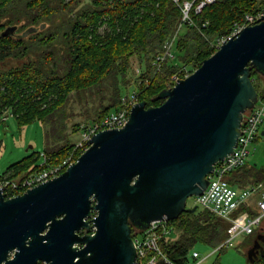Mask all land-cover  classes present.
Masks as SVG:
<instances>
[{"label": "water", "instance_id": "obj_1", "mask_svg": "<svg viewBox=\"0 0 264 264\" xmlns=\"http://www.w3.org/2000/svg\"><path fill=\"white\" fill-rule=\"evenodd\" d=\"M252 70L264 78V14L160 91L159 106L137 102L123 127L94 134L60 175L8 200L0 194V264H134L131 226L198 210L187 200L233 152L244 114L259 100ZM259 251L257 237L247 260Z\"/></svg>", "mask_w": 264, "mask_h": 264}, {"label": "trees", "instance_id": "obj_2", "mask_svg": "<svg viewBox=\"0 0 264 264\" xmlns=\"http://www.w3.org/2000/svg\"><path fill=\"white\" fill-rule=\"evenodd\" d=\"M56 1V7L52 8L48 0H0V112L10 111L19 126L35 120L43 121L67 101L70 93L98 86L109 77H120V82L126 84L124 77L129 70V59L136 55L145 64L144 73L139 77L141 84L137 85L138 101L145 102L146 107H157L162 103L157 95L166 89L174 74L181 73L182 65L199 68L215 52L217 39L229 36L235 24L245 23L247 15L256 16L264 10V0H215L195 14L199 0H180L193 2L190 11L193 25L183 24L179 28L182 13L172 0H90L82 10L62 23V32L55 30L41 36L39 34L46 29L44 22L57 12L72 13L81 3V0ZM22 16L37 29L29 36L32 42H27L22 36H2L6 27L15 26ZM104 24L108 30L100 34L98 28ZM174 37V59H166L158 73L153 74L155 67L152 61L165 51ZM34 48L39 50L36 61L31 57ZM7 59L24 62L19 67L2 70ZM251 79L258 99L264 102L262 78L252 70ZM117 83L115 80L111 103L97 113L95 122L121 107ZM75 145L69 142L43 154L49 163H57ZM77 158L78 155L75 160ZM38 160L39 154L33 153L9 168L24 174L36 171L40 168ZM227 181L238 188L258 184L264 182V169L246 162L231 172ZM245 210L256 215L249 206L242 207L239 212ZM171 223L179 233L178 237L161 241L160 248L175 264L194 262L191 253L196 245L216 249L228 238L230 226L208 211L199 209L193 214L182 213ZM257 237L259 232L254 231L240 247L249 249ZM259 244V253L247 264H264V242ZM218 259L214 264H220Z\"/></svg>", "mask_w": 264, "mask_h": 264}, {"label": "built area", "instance_id": "obj_3", "mask_svg": "<svg viewBox=\"0 0 264 264\" xmlns=\"http://www.w3.org/2000/svg\"><path fill=\"white\" fill-rule=\"evenodd\" d=\"M172 1L179 6L182 13L179 28L183 24L193 25L190 18L193 2H180V0ZM214 2L215 0H199L195 7V14L200 13L205 6L211 5ZM263 14L264 10L256 16L247 15L243 25H236L230 36L221 38L216 42V48L218 49L224 41L236 35L245 26L252 25ZM174 43L175 37L166 46L165 51L156 56L152 61V66L155 67L157 72L166 59H174L172 53ZM188 76L190 75H185L182 79ZM178 80H180L179 76L174 74L169 82L171 86H174ZM140 84L141 80L136 83L131 94L121 98V107L117 111L105 115L100 121L86 128L82 134V141L77 143L73 150L85 151L88 147L87 142L99 131L123 127L128 121L131 108L138 102L137 85ZM9 114L12 116V113L8 110L2 112L0 115V120L2 121L0 122H5ZM260 137H264V102L258 100L255 106L244 114L241 133L233 152L223 161L215 165L213 173L208 176V185L206 189L200 196L194 197V204L198 206V209L200 208L201 210L208 211L230 225L228 238L214 249L212 253L200 257L196 251H192L191 255L194 264L205 263L207 259L218 250L232 246L238 238L251 235L255 230L261 227L264 221V182L238 188L230 185L227 181V176L231 172L246 164L250 154V145L256 142ZM73 150L69 151L65 158L57 163H49L47 156L42 154V164H39L40 168L36 171L16 174L15 171L11 169L6 174L0 175V194L5 200H8L36 185L57 177L76 161L72 158L74 154V152H72ZM255 197L256 202L254 208L251 207L250 203ZM244 206L251 207V209L256 211V215H251L247 210L239 212ZM174 231L175 227L172 225L171 221L165 220L152 222L145 230L135 228L132 234L136 250V260L134 264H158L160 261L163 262V264H175L163 254L160 248V242L171 239V235Z\"/></svg>", "mask_w": 264, "mask_h": 264}, {"label": "rangeland", "instance_id": "obj_4", "mask_svg": "<svg viewBox=\"0 0 264 264\" xmlns=\"http://www.w3.org/2000/svg\"><path fill=\"white\" fill-rule=\"evenodd\" d=\"M48 2L50 7L52 8L56 7L57 5L56 0H48ZM89 2L90 0H81V3L73 10L72 13H69L68 11L57 12L50 18L48 22H44L46 24V29L43 30L44 32L41 34H39L38 32L36 35L39 34L41 36H47L55 30H58L59 33L62 32V23H65L68 19L73 17L76 12L82 10L84 5H87ZM1 23L2 22H0V24ZM243 24H235L234 27L236 25ZM10 26L12 25H8L7 27ZM15 26L17 27V29L15 30L13 35L16 37L22 36V34L28 29L35 28L31 27L25 16H22L20 22H18ZM37 27L41 26L37 25ZM233 29L231 33L233 32ZM106 30H108V28L105 24L98 28L100 34H104ZM183 31L184 29H181V32ZM36 32L37 29L34 33L31 34H35ZM231 33L229 34V36L231 35ZM31 34H28L24 37L26 38L25 40L27 42H32L31 38H29ZM60 39L61 38H59V40ZM220 39L221 38L217 39L216 42ZM216 42L214 43L215 52L217 51V48L215 46ZM59 47H61V45ZM34 49L35 50L32 53L31 57L36 61L39 50H36V48ZM172 50V53L175 57L174 47L172 48ZM23 62L24 60L21 59H7L1 68L2 70H7L10 67H19ZM144 65V61L141 60V58H139L137 55L132 56L129 59V70L124 77L126 84H122V81L120 82V77L114 79L113 76L104 80L98 86H92L82 91L72 92L68 95L67 101L64 102L60 107H58L51 116L44 119L43 121L35 120L26 126H19L13 116H10L9 114V117L5 122H0V175L6 174L10 170V166L25 159L33 153L37 155L39 154L38 164H42L41 155L43 153L57 150L59 147L69 142L76 144L81 142L82 134L85 129L96 123L95 121L97 119V113L103 107L108 106L111 103L110 99L114 93L115 80H118L117 84L121 98L128 96L132 93L136 83L139 81V77L141 76V74L144 73ZM180 69L184 70H181L182 72L177 75L179 77H184L185 75H191L198 68H192L189 67V65H182ZM155 73H158L157 70H154L153 74ZM261 78L262 82L264 83V78ZM171 87V83L168 82L166 89ZM249 151L250 154L248 156L247 162L251 165H255L259 169H264V137H260L256 142L252 143L249 147ZM72 152H74L72 157L74 159L77 155L79 157L83 153L82 150H73ZM255 202L256 197L252 199V202L250 203L251 207L255 208ZM194 206V198H189L187 200L186 207L190 209ZM199 210L201 209L199 208ZM255 231L264 234V223L259 229ZM178 234L179 233L177 231H174L171 237L177 238ZM246 237H250V235L238 238L234 243V245L236 246L232 245L227 247L225 250L212 255L209 259H207L205 263L202 264H214L217 258H219L218 260L220 264H247L248 260L245 254L248 248L240 247V244H242ZM213 250L214 249H212V247L202 244L196 245L193 248V251H196L200 255V257L209 255L213 252ZM191 264H194V262H191Z\"/></svg>", "mask_w": 264, "mask_h": 264}, {"label": "flooded vegetation", "instance_id": "obj_5", "mask_svg": "<svg viewBox=\"0 0 264 264\" xmlns=\"http://www.w3.org/2000/svg\"><path fill=\"white\" fill-rule=\"evenodd\" d=\"M132 228H131V234H133V231H134V228L135 227H133V226H131ZM93 233V231H85V230H82V231H80L78 234L80 235V236H82V235H84V234H92ZM263 235V236H262ZM262 237V238H261ZM264 242V234H261L260 232H259V242ZM12 257H13V254H10V256H9V258H8V260H10V259H12ZM4 264V263H3ZM37 264H43V263H41V262H38Z\"/></svg>", "mask_w": 264, "mask_h": 264}, {"label": "bare ground", "instance_id": "obj_6", "mask_svg": "<svg viewBox=\"0 0 264 264\" xmlns=\"http://www.w3.org/2000/svg\"><path fill=\"white\" fill-rule=\"evenodd\" d=\"M247 112V111H246ZM134 230H135V228H134Z\"/></svg>", "mask_w": 264, "mask_h": 264}]
</instances>
